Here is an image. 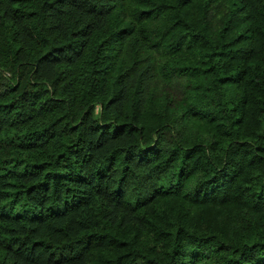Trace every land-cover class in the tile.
Masks as SVG:
<instances>
[{
    "label": "trees",
    "instance_id": "trees-1",
    "mask_svg": "<svg viewBox=\"0 0 264 264\" xmlns=\"http://www.w3.org/2000/svg\"><path fill=\"white\" fill-rule=\"evenodd\" d=\"M0 264H264V0H0Z\"/></svg>",
    "mask_w": 264,
    "mask_h": 264
},
{
    "label": "rangeland",
    "instance_id": "rangeland-1",
    "mask_svg": "<svg viewBox=\"0 0 264 264\" xmlns=\"http://www.w3.org/2000/svg\"><path fill=\"white\" fill-rule=\"evenodd\" d=\"M7 211L8 212H13V213H21L19 206H14L12 208L11 207L10 208H7Z\"/></svg>",
    "mask_w": 264,
    "mask_h": 264
}]
</instances>
